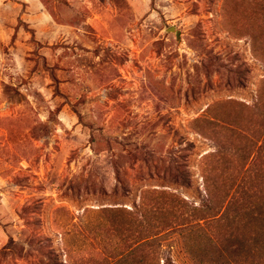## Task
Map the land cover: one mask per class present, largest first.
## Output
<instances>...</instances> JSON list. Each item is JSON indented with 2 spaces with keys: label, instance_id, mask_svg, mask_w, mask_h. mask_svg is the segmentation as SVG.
<instances>
[{
  "label": "rangeland",
  "instance_id": "374dc122",
  "mask_svg": "<svg viewBox=\"0 0 264 264\" xmlns=\"http://www.w3.org/2000/svg\"><path fill=\"white\" fill-rule=\"evenodd\" d=\"M0 264H264V0H0Z\"/></svg>",
  "mask_w": 264,
  "mask_h": 264
},
{
  "label": "trees",
  "instance_id": "16d2710c",
  "mask_svg": "<svg viewBox=\"0 0 264 264\" xmlns=\"http://www.w3.org/2000/svg\"><path fill=\"white\" fill-rule=\"evenodd\" d=\"M207 190H208L209 193H210V189L207 188ZM206 207H207L209 210H212V208H213V207H212V200H211L210 198H209V200H208V201L206 202V204H205V209H207ZM208 209H207V210H208Z\"/></svg>",
  "mask_w": 264,
  "mask_h": 264
}]
</instances>
